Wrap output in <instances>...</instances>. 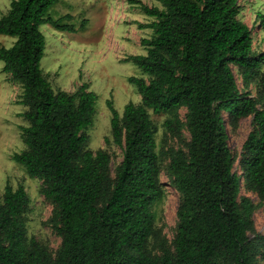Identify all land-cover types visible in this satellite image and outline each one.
<instances>
[{"label": "trees", "instance_id": "obj_1", "mask_svg": "<svg viewBox=\"0 0 264 264\" xmlns=\"http://www.w3.org/2000/svg\"><path fill=\"white\" fill-rule=\"evenodd\" d=\"M158 1L161 8L128 0L153 18L141 25L153 32L140 40L145 54L124 59L147 76L127 78L140 101L125 104L121 115L106 102L112 141L122 149L113 174L105 150L86 148L97 95L87 83L72 93L55 90L40 67L46 44L40 25L74 31L49 14L58 0H10L0 16V34L15 38L9 47L0 46L2 70L21 87L17 102L26 107L22 116L28 123L19 126L25 149L12 159L41 180L40 193L52 205L49 222L61 239L52 255L27 237L28 194L22 185L7 183L0 195V264L264 261V234L255 233L254 205L240 195L243 182L264 203V49L253 48L252 30L238 18L237 0ZM257 24L264 30V13L257 14ZM182 107L184 121L178 115ZM149 111L167 115L163 126L170 133L180 137L185 128L189 134L183 146L161 152V159ZM223 115L232 125L252 115L239 169ZM161 161L179 194L171 246L155 227L152 211L162 195Z\"/></svg>", "mask_w": 264, "mask_h": 264}, {"label": "rangeland", "instance_id": "obj_2", "mask_svg": "<svg viewBox=\"0 0 264 264\" xmlns=\"http://www.w3.org/2000/svg\"><path fill=\"white\" fill-rule=\"evenodd\" d=\"M148 7L161 8L158 0H140ZM10 0H0V16L9 7ZM239 4L238 18L252 30V43L256 51L264 49V30L258 28L257 14L264 13V0H237ZM49 14L62 23H70L74 31H59L49 24H41L40 31L45 36L44 55L40 60L43 70L51 87L67 92H74L82 83L88 84V89L96 95L95 113L91 125L85 130L88 136L86 148L93 153L98 149L105 150L109 155V168L113 174L114 167L121 161L122 149L112 141L110 131L111 113L107 100L112 102L119 115L128 102L137 104L140 95L136 88L127 81L129 76L147 79L134 64L124 59L128 55L145 54L141 45L142 38H149L153 30L145 25L153 18L145 15L137 5L128 0H58L50 9ZM65 15L69 17L63 18ZM14 37L0 34V46L9 47ZM0 61V195L8 183L13 188L22 185L29 197L25 212L26 235L47 247L54 255L60 244V236L51 227L49 219L52 205L40 193L41 180L29 176L22 165L12 159L15 152L25 149L20 136L19 126L27 125L22 116L26 107L17 101L21 93L19 83L11 79L10 74L2 70ZM238 86L242 89L241 78L235 66H232ZM251 95L257 96L256 85L252 84ZM185 108L178 110L179 119L184 121ZM150 117L156 125V150L161 159V152L169 147L183 146L189 139L185 128L177 137L163 126L166 114H153ZM226 122L228 145L235 157V168L239 169L242 144L248 133L253 129L252 115L241 118L235 125ZM108 138V142L105 141ZM165 162H160L159 179L162 195L152 205L154 225L160 229L167 245L171 246L176 225V209L179 194L169 183L164 170ZM241 173V172H240ZM241 196L249 197L254 208L252 220L255 233L264 234V203L258 196L243 186ZM250 237L254 233L249 234ZM153 253V242H149ZM256 264H264L258 259Z\"/></svg>", "mask_w": 264, "mask_h": 264}]
</instances>
